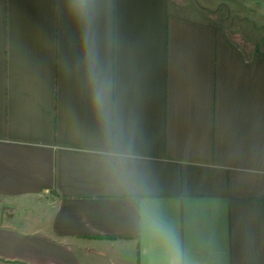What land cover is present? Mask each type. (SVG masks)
<instances>
[{"label": "crops", "instance_id": "crops-1", "mask_svg": "<svg viewBox=\"0 0 264 264\" xmlns=\"http://www.w3.org/2000/svg\"><path fill=\"white\" fill-rule=\"evenodd\" d=\"M73 3L0 0V264H264V36L91 0L105 126Z\"/></svg>", "mask_w": 264, "mask_h": 264}, {"label": "rangeland", "instance_id": "rangeland-1", "mask_svg": "<svg viewBox=\"0 0 264 264\" xmlns=\"http://www.w3.org/2000/svg\"><path fill=\"white\" fill-rule=\"evenodd\" d=\"M179 6L200 12L221 25H233L241 31L251 30V34L264 36V12H247L248 7L258 4L262 7L264 0H176ZM263 27H260V26ZM243 37L248 35L242 33Z\"/></svg>", "mask_w": 264, "mask_h": 264}, {"label": "clouds", "instance_id": "clouds-1", "mask_svg": "<svg viewBox=\"0 0 264 264\" xmlns=\"http://www.w3.org/2000/svg\"><path fill=\"white\" fill-rule=\"evenodd\" d=\"M71 8L78 19L83 17L89 20V31L86 33L84 39V54L90 71L93 107L101 122L107 126L111 120V87L107 78L102 73L96 71V52L90 31L91 0H74ZM153 226L167 238L164 226L160 222L153 221ZM172 264H179V262L173 260Z\"/></svg>", "mask_w": 264, "mask_h": 264}]
</instances>
